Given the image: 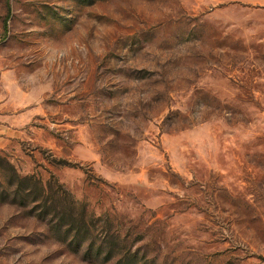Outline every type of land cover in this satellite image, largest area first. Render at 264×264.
I'll return each mask as SVG.
<instances>
[{"label": "rangeland", "instance_id": "1", "mask_svg": "<svg viewBox=\"0 0 264 264\" xmlns=\"http://www.w3.org/2000/svg\"><path fill=\"white\" fill-rule=\"evenodd\" d=\"M0 264H264V0H0Z\"/></svg>", "mask_w": 264, "mask_h": 264}]
</instances>
